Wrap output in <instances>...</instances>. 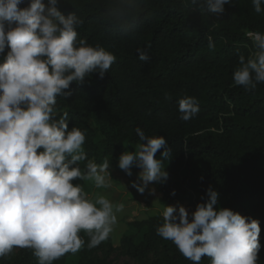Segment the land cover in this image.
Here are the masks:
<instances>
[{
	"label": "trees",
	"instance_id": "16d2710c",
	"mask_svg": "<svg viewBox=\"0 0 264 264\" xmlns=\"http://www.w3.org/2000/svg\"><path fill=\"white\" fill-rule=\"evenodd\" d=\"M60 7L65 16L75 12L84 21L78 40L116 57L102 79L94 72L57 97V118L67 112L69 130L84 131L88 159L115 163L141 143L136 128L164 136L171 156L163 163L169 178L158 183L162 201L187 200L196 209L209 188L217 191L215 207L260 221L258 264H264V83L252 91L233 83L239 55L247 58L254 50L246 32H264V13L254 11L252 0H232L220 14L191 0H60ZM140 50L148 61L139 58ZM187 96L197 98L199 112L184 121L178 101ZM162 223L160 214L129 221L121 248L142 264H193L157 235ZM81 237L79 252L53 264H109L107 255L116 248L111 235L94 248L87 247L85 233ZM0 264L38 259L32 249L17 247Z\"/></svg>",
	"mask_w": 264,
	"mask_h": 264
},
{
	"label": "clouds",
	"instance_id": "9594fccd",
	"mask_svg": "<svg viewBox=\"0 0 264 264\" xmlns=\"http://www.w3.org/2000/svg\"><path fill=\"white\" fill-rule=\"evenodd\" d=\"M191 2L212 14L223 13L224 6L232 4ZM252 4L256 13H264V0ZM83 23L75 12L64 15L60 0H0V258L17 247L29 248L38 264H53L84 247L82 232L88 248L108 240L117 214L124 211V203L100 193L89 198L81 184L73 183L79 179L92 181L97 189L110 188V162L89 160L84 131L75 126L69 130L67 112L57 118V97L94 72L102 79L116 60L104 47L77 39ZM246 36L254 50L247 58L239 55L233 83L252 91L264 83V32L249 31ZM208 47H215L211 37ZM139 58L149 60L144 50ZM178 111L184 121L193 118L199 112L197 98H181ZM135 132L141 143L134 152H123L118 166L129 177L133 166L141 169L140 183L133 181L132 187L155 195L149 186L167 182L163 163L171 149L164 136L149 137L140 128ZM85 161L82 169L79 163ZM218 197L209 188L206 202L191 213L183 205L164 204L157 235L171 241L193 264H200L203 257L210 264H258L260 221L215 207Z\"/></svg>",
	"mask_w": 264,
	"mask_h": 264
},
{
	"label": "rangeland",
	"instance_id": "374dc122",
	"mask_svg": "<svg viewBox=\"0 0 264 264\" xmlns=\"http://www.w3.org/2000/svg\"><path fill=\"white\" fill-rule=\"evenodd\" d=\"M135 149H130L134 152ZM118 161L110 162V170L112 175V186L108 189L95 188L92 181L74 180V184H81L89 198H95L96 193L106 196L114 203H124L125 208L122 213H118V223L114 226V232L111 234L116 248L107 255L109 264H142L143 261L130 255L120 246V238L127 229L129 221L135 219H145L152 215L160 214L163 205H183L191 213L196 209L187 200H175L172 202H164L161 199V193L158 190V183L150 184V188H155V195L149 193L148 190L144 194H140L136 188L132 187V182L137 180L138 173L141 169L132 167L133 175L129 177L125 171L118 166ZM105 251L99 253L100 257L105 256Z\"/></svg>",
	"mask_w": 264,
	"mask_h": 264
}]
</instances>
